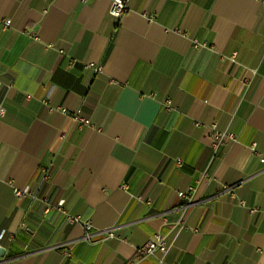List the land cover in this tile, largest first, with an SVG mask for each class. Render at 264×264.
Masks as SVG:
<instances>
[{
	"label": "crops",
	"instance_id": "0c3cea01",
	"mask_svg": "<svg viewBox=\"0 0 264 264\" xmlns=\"http://www.w3.org/2000/svg\"><path fill=\"white\" fill-rule=\"evenodd\" d=\"M125 1L0 0V264H264V0Z\"/></svg>",
	"mask_w": 264,
	"mask_h": 264
},
{
	"label": "built area",
	"instance_id": "2783aa9c",
	"mask_svg": "<svg viewBox=\"0 0 264 264\" xmlns=\"http://www.w3.org/2000/svg\"><path fill=\"white\" fill-rule=\"evenodd\" d=\"M128 11L127 6H126V1L125 0H110V4L107 10V15L117 21H119L121 19V17ZM141 15L145 18H147L149 21H151L153 19L152 15H149L146 12H142ZM11 26V21L9 19H4L2 21H0V29L2 30H6ZM203 46H206L205 43H198L195 42L194 43V48H201ZM88 68H92L95 71H100L101 68L100 67H95L92 64L87 65ZM29 98V97H27ZM166 110H170V101H165L164 103ZM53 110V109H51ZM60 112H62L63 114H66V111L63 108H59ZM5 115V109L3 106H0V117H4ZM72 120L74 122V124L76 125V127L78 129H81L87 125H89V121L83 119L79 113H74L72 115ZM198 125V124H196ZM209 128V132H210V150H211V159H213L218 152L223 148L226 147L229 144L235 143L237 141V136L233 133H229L226 131H221L219 130L216 125H211L208 127ZM256 161L259 165H264V153H256ZM182 164L181 160H176V165L179 167ZM201 177L203 178H209L207 173H202ZM224 191L229 193L230 192V188L229 187H224ZM15 196L20 197L23 195H27L30 194V191L28 188H25L23 190H15ZM194 192V188L190 187L188 189V192H178L177 195L184 199L187 203H189L190 201V196L191 194ZM149 203V201H148ZM240 205H243V202H240ZM58 210H60L61 212H63L61 210L60 207L57 208ZM68 223H77L81 226V228L84 231L83 237H82V241H84L85 243H93L94 239L98 238V237H102L104 236L105 239H113L115 236L113 234L112 231H106L104 233L100 232V233H95L91 226L89 225L88 222L85 221H81L80 217H67L66 218ZM185 228V227H184ZM4 238V233H0V241L3 240ZM63 248V245L57 247V249H61ZM171 248V243H165L164 241L157 239L156 241L150 240L148 241V243L142 247L141 249L138 250L137 252V259L141 260L149 255H151L153 252L158 251L160 253V257L158 259V263L162 264L164 261V258L166 256V254L169 252ZM63 255L66 258H71V252L69 251H63Z\"/></svg>",
	"mask_w": 264,
	"mask_h": 264
},
{
	"label": "water",
	"instance_id": "95a60500",
	"mask_svg": "<svg viewBox=\"0 0 264 264\" xmlns=\"http://www.w3.org/2000/svg\"><path fill=\"white\" fill-rule=\"evenodd\" d=\"M5 253V249L4 248H0V257H3Z\"/></svg>",
	"mask_w": 264,
	"mask_h": 264
}]
</instances>
